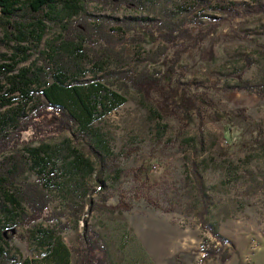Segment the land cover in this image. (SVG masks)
Returning <instances> with one entry per match:
<instances>
[{"label":"rangeland","instance_id":"obj_1","mask_svg":"<svg viewBox=\"0 0 264 264\" xmlns=\"http://www.w3.org/2000/svg\"><path fill=\"white\" fill-rule=\"evenodd\" d=\"M115 1L75 3L95 18L147 16L133 0L121 6ZM205 1L207 5L188 19L195 39L179 43L185 51L175 68L176 78L208 90L228 112L246 109L254 122L239 119L226 124L209 114L202 123L188 118L183 128L176 119L160 114L152 101L156 96L146 99L118 77L119 71L135 75L159 69L161 65H153L150 58L162 49L170 50L166 55L170 57L180 47L162 40L141 41L114 29L107 32L113 43L95 37L84 46L92 56L105 57L103 69L92 64L95 57L86 58V65L73 77L85 88L105 87L101 95L105 102L103 96L110 97V92L126 103L87 128L76 126L47 141L45 153H38L40 159L20 146L28 172L11 185L0 181V202L20 193L25 183L42 185L51 211L61 214V224L69 225L61 237L73 252V264L85 221L106 246L112 264H264V100L245 91H224L240 78L264 84V0ZM70 22L58 11L50 13L36 55L29 51L28 61L20 66H42L38 56L62 40V28ZM112 47L118 57L110 53ZM7 52V47L0 48V55ZM109 73L115 76L107 78ZM31 147L40 148L37 143ZM77 158L90 161L93 173L82 171ZM121 201L131 206L129 212H91L89 207ZM5 204L10 213L0 215V222L9 226L1 234L16 233L10 256L16 251L23 258H39L41 250L32 234L57 222L24 226V207ZM0 245L9 251L2 240ZM223 256L228 257L226 262Z\"/></svg>","mask_w":264,"mask_h":264},{"label":"trees","instance_id":"obj_2","mask_svg":"<svg viewBox=\"0 0 264 264\" xmlns=\"http://www.w3.org/2000/svg\"><path fill=\"white\" fill-rule=\"evenodd\" d=\"M130 1L117 0L115 5H129ZM133 3L144 9L147 16L122 20L108 15L95 18L83 13L75 0H0V48L9 49V52L0 55V159H3L0 161V181L11 185L28 172V164L18 150L20 146L30 151L28 153L33 157L39 158L40 152L45 153L47 149V141L76 126L87 128L98 117L126 103L124 98L110 92V97L107 94L103 96L108 102L103 101L101 95L105 87L100 85L85 88L74 83V77L86 65L84 59L95 57L92 64L99 65L101 69L106 65L104 56L95 53L92 56L90 48L84 47L89 43L88 40L100 37L104 42L113 43L114 37L107 32L118 29L141 41L143 38L153 43L162 40L178 49L180 41L194 38L188 28V19L207 5L205 0H133ZM57 11L71 19L69 25L62 28V40L52 42L48 54L40 53L38 58L42 66L32 69L21 67V64L28 61L29 51L36 55L49 14ZM94 24H97L95 28ZM168 51L162 49L150 58L153 65H161V70L154 68L150 72L143 71L135 75L119 71L118 77L128 81L146 99L156 96L157 99L152 101L159 113L176 119L183 128H186L188 118L196 117L202 123L209 114L215 121L226 124L239 119L254 122L247 116L246 109H240L237 113L228 112L208 90L181 83L176 78L175 68L185 49L172 52L170 57L166 56ZM110 53L118 57L114 47ZM112 76L115 74L109 73L107 78ZM231 90L245 91L264 100V84L253 85L240 78L236 86L224 91ZM35 143L40 148H32L31 145ZM7 154L11 155L3 157ZM77 159L76 164L82 171L93 173L90 161ZM98 160L103 170L105 165ZM5 201L19 208L24 207V226L31 227L41 221H55L57 224L51 229L38 230L32 234V241L41 250V256L29 259L23 258L16 251L14 256H10L13 251L10 243L16 233L6 232L4 240L1 232L8 228L9 223L0 222V240L9 249L5 251L0 245V264H73V252L61 237L69 225L61 224V214L51 211V199L40 183H25L20 193L9 195L1 201L2 216L10 213ZM89 207L91 212L101 210L110 214L131 210V206L123 201L117 205L90 203ZM84 224L74 250V264H112L99 235L88 221ZM19 237L25 240L23 236ZM220 240L227 243L222 238ZM221 260L226 262L228 257L223 256Z\"/></svg>","mask_w":264,"mask_h":264}]
</instances>
